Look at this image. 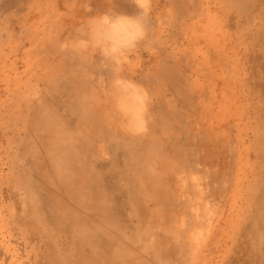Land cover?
<instances>
[{
    "label": "rangeland",
    "instance_id": "1",
    "mask_svg": "<svg viewBox=\"0 0 264 264\" xmlns=\"http://www.w3.org/2000/svg\"><path fill=\"white\" fill-rule=\"evenodd\" d=\"M153 1L133 57L114 55L121 42L108 43L122 66L115 74V64L91 59L88 66L64 50L75 32L58 15L62 1L0 0V264H264V0ZM133 5L127 16L139 14ZM52 45L67 57L57 59ZM103 73L108 86L128 82L146 99L133 107L142 136L102 145L118 204L99 212L72 206L47 166L54 121L87 143L83 98L69 122L72 103L60 84L90 74L102 92ZM144 175L172 190L165 205L149 201ZM142 208L171 220L174 232L193 230L179 240L187 254L153 257L156 229L146 215L140 222Z\"/></svg>",
    "mask_w": 264,
    "mask_h": 264
},
{
    "label": "crops",
    "instance_id": "2",
    "mask_svg": "<svg viewBox=\"0 0 264 264\" xmlns=\"http://www.w3.org/2000/svg\"><path fill=\"white\" fill-rule=\"evenodd\" d=\"M26 0H18L19 3H23ZM62 1V8H59V16H61V20L66 19V26L68 27L67 30H71L72 32H75V36L72 37L73 39H91L92 42L90 43L89 47L83 51L81 50H76L71 47H64V50L68 51V55H73L76 57H85L86 62L88 63H93L91 59L94 61H98L99 64L104 62H110L107 64H115V71L114 73L118 74L119 71L122 70L121 64L118 63V58L119 57H113L110 55L112 53L110 51L109 47V42H122L125 36V33L129 30V25L125 21H121L116 19L119 16L122 15H128L132 14V12L135 11L134 5H133V0H58ZM66 1V4L64 3ZM75 1L79 2V6H73L72 3ZM154 0V4H155ZM14 0H8V4H13ZM81 6H85L87 8H82ZM124 8V9H122ZM27 15V14H26ZM107 15L110 18V20H101L99 19L102 16ZM83 17H90L91 19H85ZM112 20H115V23L112 22ZM72 34V33H71ZM139 44V43H138ZM137 48V47H136ZM52 49L54 50V56L57 59L67 57L66 55H62L60 53H57L55 51L54 45H52ZM96 49H99L97 51ZM138 51V48H137ZM133 57V50L129 52V55ZM142 54V52H141ZM110 58H109V56ZM140 53L137 52L135 54L136 57H139ZM88 59V60H87ZM127 59L128 63L129 60L127 56L125 57ZM94 62V63H96ZM88 63V66H89ZM132 64V63H131ZM129 74L134 75L135 74V69L132 66H129ZM105 68V67H104ZM127 69V68H126ZM103 70V68H101ZM88 72H91L88 70ZM57 74V73H56ZM106 77L105 81H101L102 87L105 89L101 92V90L91 82V76L88 74V76H84L82 80H76L75 77H69L65 80L63 84H60V88L63 89L68 93V96L70 97L71 103H72V108L76 109L78 105H75L73 100H76L80 102V97L83 98V107L85 113L82 115V119H79L80 123L83 124V128L86 129L84 130L85 135H87V143L86 144H81V138L73 139L71 142H68L67 144H60V145H67V147L64 149L63 147L58 148L55 150L54 149V159H62V161H65V159H68L69 156L72 154L77 155L78 158L83 157L84 160L90 157L91 154H96V152H99L100 157L98 158L99 160L105 161L106 156L104 152H102V145H105L107 141H125L127 139H133V138H139L142 136V134L138 133V131H134V127H132V123H129L130 125H122L120 126L121 131L119 130L118 125H116V132L115 135L113 134V131H110L108 129V126L106 124L107 120V114L113 113V111L117 113H129L134 110V105H129L125 108H122L119 103L122 100V95L125 94L126 92H133L136 96L138 97L137 92L133 91L132 88L126 87V88H118L115 85V82L111 84V86H108L109 82V75L106 73H103ZM64 75V73H63ZM71 82H78L77 83H71ZM125 82V81H124ZM106 85V86H105ZM67 87V88H66ZM69 88H73L75 91L80 93L73 92V90H69ZM76 88V89H75ZM100 88V86H99ZM113 89L112 93L108 89ZM126 90V92H125ZM72 97H77V98H72ZM110 97V98H108ZM100 101V103H95V101ZM115 103L112 104V107L110 108L109 102L114 101ZM140 99L135 101V103H139ZM133 103V104H135ZM69 108V107H68ZM67 108V109H68ZM77 110H74L76 112ZM77 121V120H76ZM73 121V122H76ZM72 122V121H69ZM117 124V123H116ZM137 124V123H136ZM93 130L97 135L96 140L92 141L88 139L91 131ZM84 148V152H82L80 155L77 154L78 151H81ZM93 150V153H92ZM190 162H195V160H191ZM212 164L213 161H211V165L209 166L211 171L214 170V172L218 170V165L216 161V169H212ZM102 165H105L102 163ZM206 165V164H205ZM191 164H187V168H190ZM208 167V165H206ZM186 168V169H187ZM85 176L88 177H96L98 176V181L103 182L101 179L102 177H105L108 170L101 169V168H93V169H88L85 170ZM57 174V173H56ZM54 173V176L56 175ZM109 189L110 192H113L114 190L117 191L116 189L112 190L109 188V186H104L103 184L100 185V190L103 193L107 192V188ZM104 204H107L105 201ZM212 250V248H211ZM152 253V252H151ZM154 256V254L152 253ZM130 261V260H129ZM131 263H135V261H130ZM130 262H126L125 264H131ZM140 262L135 264H139Z\"/></svg>",
    "mask_w": 264,
    "mask_h": 264
},
{
    "label": "bare ground",
    "instance_id": "3",
    "mask_svg": "<svg viewBox=\"0 0 264 264\" xmlns=\"http://www.w3.org/2000/svg\"><path fill=\"white\" fill-rule=\"evenodd\" d=\"M71 83L72 84L73 83H77L78 84V82H71ZM123 88H126V87H123ZM125 92H126V90H125ZM72 98H77V97H72ZM108 98H110V97H108ZM136 100H138V97L136 98V96H135V94L133 92H128V93L126 92L125 94L122 95V100L119 103H115V104H119L120 106H122V108H125V107H127L129 105H134L133 103H135ZM73 101H74L75 105H77L79 103L76 100H73ZM60 105H63V104L60 103ZM77 109L78 108L73 109V108L70 107V108H68L66 110V115H67L66 118H68L69 121L73 122V121H76L78 119L76 117V112H74V110H77ZM135 114L136 113L134 111H131L129 113H123V112L117 113V112L113 111V113L107 114L106 124L108 126V129L110 131H113V134L115 135V132L117 131L116 130V128H117L116 125H118L119 130L121 131L120 126H122V125L116 124L117 121L120 120V121H122L121 123H124V125H130L129 123H132V127H134V131H137V129H136L137 128V124L135 122V119L138 116L135 117ZM57 127H58V123L56 121H54V143L50 144L51 147L49 149H50V151L52 153H49V155H54V149L56 150L58 148V146L60 148L63 147L64 149L67 147V145H60V144H67L68 142H71L73 139H77L78 137H80L79 135L74 134V133L70 134V133H67L66 131H60ZM108 142H114V141H108ZM39 150L40 149H38V153H39ZM81 153H82V150L77 152L78 155H80ZM92 153H93V150H92ZM38 156H39V154H38ZM99 157H100V155H99L98 151L96 152V154H94V153L91 154L90 157L87 158L86 160H84L83 157L78 158L77 155L72 154L71 156H69L68 159H65V161H62V159H58V160L54 159V162L50 165V167L47 166V169L50 168V170H51L53 175H54V173L55 174L57 173L55 176H53L54 184L56 182V184H58V189H62L63 191L67 192V194H69V197H70V200H71L70 203H71L72 206H75L77 204L78 206H82V208H90V207L91 208H95L94 205H96V209L99 212L100 211L102 212V210H101L102 204H104L105 201L107 202V204L114 205V206L116 204H118L117 198L114 195L111 194L113 192H110L107 187H106L107 188V192L106 193H103L100 190L101 189L100 188L101 184H103L104 186L105 185L109 186V188L114 190L112 187H110L111 183L109 182V177H111V175L114 176L115 174H111L108 171L106 176L101 178L103 180V182L98 181L97 180L98 178L96 179V177L85 176V172H84L85 170L93 169V168H101V169H105L106 168L105 165H102V163H104V162H101L103 158L101 160H99L98 159ZM37 158H39V157H37ZM40 160H42V159H40ZM37 162H39V161H37ZM63 163H65V165ZM137 165L138 164H136V167H137ZM133 166H134V164H133ZM147 174H149V173H147ZM175 180H177V179H175ZM110 181H112V180H110ZM129 181H130V179H129ZM140 181H141V183H140L141 186L140 187H142L143 189H146L147 192H149L150 197H152V199H153V200L152 199H150V200L148 199L149 201H152L153 203L154 202H156V203L157 202H160V203L163 202L164 205H165L167 195L168 194H172L171 193L172 190L169 188V186L165 187L163 185V181L160 178L151 177L149 175H144L143 177L141 176V180ZM128 183H130V182H128ZM136 183H138V182L136 181ZM181 183H182V186H183V182H181ZM191 183H192V180H191ZM187 186H186V189L184 191H186L188 189ZM133 188H134V186H133ZM77 189H81L82 190V196H79V194L77 193L78 192ZM175 189H177L176 186H175ZM135 191H136V189H135ZM175 193H176V191H175ZM206 193H207V191H206ZM144 194H147V193H144ZM137 201H139V200L137 199ZM138 203H140V202H138ZM71 210H74V209L71 208ZM141 215L143 216V218H142L143 221H140V222H142V223L144 222V215H146L148 217V222L147 223L150 226V228L152 227V228L156 229V233L152 234L153 243L151 244V248H152L151 250L153 251V254H154L153 257L154 258H156V259L157 258L159 259L160 257L164 258L168 254V253H166V251H170V250H173L174 253L171 254V255H173L174 258H176V259H177L178 255H180V253H181L180 251H182L185 254H187V251H188L187 248H189V246L188 247L185 246L183 248L181 247L182 248L181 249L179 240H182L181 243H185V241L189 239V237H190V235H191L193 230H189V228L183 230L181 228L178 232H176L177 231L176 230L177 227L172 225L171 220L169 222V221L164 220L163 218H158L157 215H154L153 212H150L149 210H144L143 208H142V214ZM190 219H191V217H190ZM174 221L177 222L176 220H174ZM182 221L184 222L183 219H182ZM168 222L171 225H168ZM178 222H177V224H178ZM153 223H157V225L154 226ZM191 223H192V221H191ZM177 224H174V225H177ZM138 225H140V223ZM183 225H184V223H183ZM170 226L176 228L175 232L172 230L174 228L171 229ZM178 226H180V224ZM181 227H182V223H181ZM173 234H175L177 236L175 237ZM173 236H174V238H173ZM86 241H89V240L85 239V242ZM208 250L211 251V248H209ZM193 253H194V251H193ZM193 256H194V254H193ZM193 261H195V260H193ZM139 264H143V262H140ZM144 264H153V261L152 262L150 261V262H147V263H144Z\"/></svg>",
    "mask_w": 264,
    "mask_h": 264
},
{
    "label": "clouds",
    "instance_id": "4",
    "mask_svg": "<svg viewBox=\"0 0 264 264\" xmlns=\"http://www.w3.org/2000/svg\"><path fill=\"white\" fill-rule=\"evenodd\" d=\"M151 2L152 0H134V3L139 9V14L137 16L122 15L116 18L118 20L127 22V24L129 25V30L125 33L123 41L117 47L112 49L114 55L117 56L126 55L127 53L131 52L136 47V45L145 38L146 32L142 18L150 14ZM99 19L110 20L112 18L105 15L100 17ZM112 22H115V20H113ZM91 42H92L91 39H73L63 44L62 47L65 48L71 47L73 49L83 51L89 47ZM115 85L118 88H123V87H129L134 89L136 88L135 85H132L128 82H124L121 80H117L115 82ZM136 91L142 106L143 101L146 99V95L143 93L141 89H136Z\"/></svg>",
    "mask_w": 264,
    "mask_h": 264
}]
</instances>
